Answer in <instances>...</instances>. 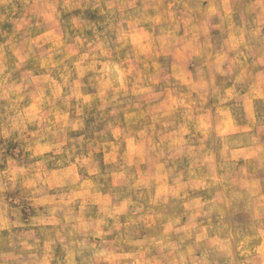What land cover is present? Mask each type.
Returning a JSON list of instances; mask_svg holds the SVG:
<instances>
[{
	"label": "clouds",
	"instance_id": "1",
	"mask_svg": "<svg viewBox=\"0 0 264 264\" xmlns=\"http://www.w3.org/2000/svg\"><path fill=\"white\" fill-rule=\"evenodd\" d=\"M0 264H264V0H0Z\"/></svg>",
	"mask_w": 264,
	"mask_h": 264
}]
</instances>
